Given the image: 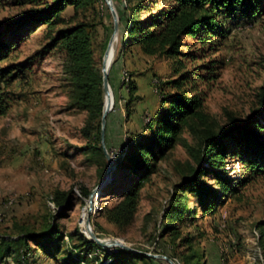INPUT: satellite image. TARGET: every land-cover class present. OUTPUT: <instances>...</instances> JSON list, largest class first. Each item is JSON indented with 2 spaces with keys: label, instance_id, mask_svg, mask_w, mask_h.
<instances>
[{
  "label": "rangeland",
  "instance_id": "obj_1",
  "mask_svg": "<svg viewBox=\"0 0 264 264\" xmlns=\"http://www.w3.org/2000/svg\"><path fill=\"white\" fill-rule=\"evenodd\" d=\"M125 1L113 0L118 16ZM259 1L260 16L252 21L242 17L227 20L228 33L223 40L216 37L212 46L197 43L183 48L193 55L178 60L144 54L135 45L124 47L119 29L109 74L115 103L108 114L105 142L115 168L109 177L112 186L108 190L115 187L112 191H119L120 185L127 184L126 174L117 168L116 161L131 139L150 133L146 123L161 108L157 87L167 94H179L181 89L165 82L190 71L192 80L183 89L193 83V88L203 93L206 124L200 123L199 130L183 128L174 146L158 161L157 171L141 187L137 210L128 225L119 227L107 218V210L122 197L101 191L90 216L99 237L118 238L141 251L166 254L178 264H185L184 257L193 252L204 264H264V226L260 225L264 223V176L250 181L235 196L223 198L207 212L193 194L185 192L192 211L176 223L175 231L180 236L177 239L170 234L163 236V227L169 223L164 220L165 210L176 185L197 165L194 153L201 130L209 126L219 131L257 117L262 125L258 134L264 139V109L260 102L264 87V0ZM161 4L158 1L153 9ZM25 8L17 0H0V21L13 20ZM82 21L92 26L94 57L102 71L114 29L106 1L97 0L77 11L68 7L54 20L52 29L55 32ZM47 34L44 25L25 30L24 37L3 62L21 67L19 77L9 88L10 107L0 115V234L19 233L14 223H25L39 230L43 217L53 214L55 209L54 192L73 190V206L56 220L64 234L61 251L50 257L31 244L34 252L30 264H62L72 246L80 245L84 237L90 239L89 232H85L88 198L83 197L80 189L92 192L108 169V161L103 171L101 161L81 149L89 142L82 132L88 112L73 106V87L63 66L65 53L59 47L47 48ZM195 55L197 58L193 59ZM179 59L185 61L180 73L176 71ZM212 63L216 67L215 76L203 80L206 65ZM127 78L137 84L135 94H130ZM225 171L228 177L243 176L239 156L226 158ZM204 179L215 190L219 188L211 176ZM186 237L189 242L184 241ZM149 257L152 259H138L132 264H171ZM7 261L2 264H12L11 259Z\"/></svg>",
  "mask_w": 264,
  "mask_h": 264
},
{
  "label": "trees",
  "instance_id": "obj_2",
  "mask_svg": "<svg viewBox=\"0 0 264 264\" xmlns=\"http://www.w3.org/2000/svg\"><path fill=\"white\" fill-rule=\"evenodd\" d=\"M17 1L26 6L22 13L13 20L0 21V115L5 114L10 107L9 88L19 77L21 67V65H4L3 62L10 57L16 42L24 37L25 30L46 26L49 37L47 48L59 47L65 53L63 66L73 87L72 104L88 112L82 132L89 142L81 149L100 160L104 171L107 160L102 145L101 119L105 94L103 74L92 47V26L82 21L55 32L52 29L54 20L68 7L77 11L91 6L97 0ZM158 1L162 4L153 9ZM260 2L259 0H126L119 13L121 41L124 47L138 46L147 55L172 59L187 57L193 54L184 52L183 48H190L197 43L207 44L209 47L215 44L216 37L223 40L228 33L227 20L242 17L252 21L260 16ZM196 58V55L193 56V59ZM215 61L219 62L217 59ZM178 62L180 66L176 71L180 73L185 61L179 59ZM214 66L213 63L206 65L208 70L205 75H201L203 80L215 76ZM109 80L111 83L110 75ZM191 80V72L186 71L177 79L165 82L181 89L179 94H167L162 87H157L160 92L161 108L146 123L150 133L147 136L140 135L131 139L128 148L116 161L117 168L124 170L126 174L124 178L127 184L120 185L119 191H112L115 187L108 190L112 186L111 181L108 180L102 189L106 195L115 194L122 197L118 204L107 210L108 220L119 227L131 222L137 210L141 187L157 171L158 161L174 146L183 128L188 126L199 130L200 123L206 124L203 93L194 89L193 83L187 89H183ZM128 81L130 94H135L138 89L137 84L130 78ZM260 102L264 109V87ZM258 115L262 116V113ZM258 127L262 125L256 117L252 121L237 122L219 131L209 126L200 131L201 140L194 153L197 165L191 168L190 175L185 180L176 185L169 206L165 210L164 220H169V223L163 227V236L170 234L174 239L179 238L180 233L175 231L178 228L176 223L192 211L185 192L193 194L203 207V211L207 212L223 198L235 196L250 181L264 176V139L259 136ZM229 155L239 156L244 170L242 177H228L225 170L226 158ZM205 176H211L219 188L217 190L212 188L205 181ZM80 192L85 198H89L91 194V190L87 188H81ZM72 193L73 190L60 189L54 192L52 203L55 209L53 214L43 217L39 230L25 223H14L19 233L0 234V264L8 263V259H11L12 264H30V255L34 252L31 244L50 257L59 253L64 242V234L56 220L64 217L66 211L73 206ZM260 225L264 226V223ZM184 241L189 242L188 237ZM71 248L62 264H78L82 261H88L90 264H132L138 259H152L146 254L123 248L111 250L86 237L80 245ZM97 250L103 251V257L94 255ZM184 263L204 264L195 252L184 257Z\"/></svg>",
  "mask_w": 264,
  "mask_h": 264
},
{
  "label": "water",
  "instance_id": "obj_3",
  "mask_svg": "<svg viewBox=\"0 0 264 264\" xmlns=\"http://www.w3.org/2000/svg\"><path fill=\"white\" fill-rule=\"evenodd\" d=\"M107 5L109 6L112 16H113V21H114V29H113V33L109 39L107 48H106V52L103 58V65H102V74H103V88H104V94H105V101H104V107H103V114H102V122H101V137H102V145H103V149L108 161V169L106 172V175L104 177V179L101 181V183L91 192L89 198L87 199L88 202V208H89V213L88 216L86 218V223H85V228H86V234L87 232H89V235L87 234V236L95 241L96 243H98L99 245L105 247V248H110V247H120L126 250H130L132 252H136V253H141V254H146L148 256H152V257H156V258H161V259H165L168 262H170L171 264H178L173 258L169 257L166 254H152V253H147L144 251H141L139 249L134 248L133 246L127 244L126 242H124L121 239L118 238H101L98 236V234L94 231V228L92 227L91 224V220H90V216L94 210V206H95V198L97 196H99L101 194L102 189L105 187V185L108 183L110 174L112 172V170L115 167L114 161L112 156L110 155L107 146H106V124H107V116L109 114V112L111 111V107L110 103H108V99H107V93L108 90H110V80H109V67L107 65L106 62V58L108 55L109 50L112 48V41H113V37L115 33H119V16L118 13L115 9V6L113 4V0H105Z\"/></svg>",
  "mask_w": 264,
  "mask_h": 264
},
{
  "label": "bare ground",
  "instance_id": "obj_4",
  "mask_svg": "<svg viewBox=\"0 0 264 264\" xmlns=\"http://www.w3.org/2000/svg\"><path fill=\"white\" fill-rule=\"evenodd\" d=\"M117 34L118 33H115L114 34L113 41H112V48L108 52L107 65L109 67V74H110V71H111V67H112V65L114 63V59H113V47H114V41H115V38H116ZM107 96H108V103H110V106L113 107L114 106V103H115V97H114L113 91L111 90V87H110V90H108Z\"/></svg>",
  "mask_w": 264,
  "mask_h": 264
},
{
  "label": "built area",
  "instance_id": "obj_5",
  "mask_svg": "<svg viewBox=\"0 0 264 264\" xmlns=\"http://www.w3.org/2000/svg\"><path fill=\"white\" fill-rule=\"evenodd\" d=\"M127 79H129V78H127ZM54 205V204H53ZM96 207V203H95V206H94V208ZM96 209V208H95ZM118 247H110L109 249H111V250H116ZM96 254H98L100 257H103V251L102 250H97L96 252H94V255H96ZM90 257L92 256L91 254L89 255ZM78 264H85V262L84 261H82V262H80V263H78Z\"/></svg>",
  "mask_w": 264,
  "mask_h": 264
}]
</instances>
